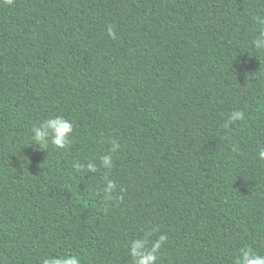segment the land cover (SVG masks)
<instances>
[{"label": "trees", "instance_id": "obj_1", "mask_svg": "<svg viewBox=\"0 0 264 264\" xmlns=\"http://www.w3.org/2000/svg\"><path fill=\"white\" fill-rule=\"evenodd\" d=\"M257 16L264 0H0V264H132L145 233L168 237L157 264L264 255ZM54 115L67 149L29 139Z\"/></svg>", "mask_w": 264, "mask_h": 264}, {"label": "clouds", "instance_id": "obj_2", "mask_svg": "<svg viewBox=\"0 0 264 264\" xmlns=\"http://www.w3.org/2000/svg\"><path fill=\"white\" fill-rule=\"evenodd\" d=\"M11 3L12 0H7ZM260 24L259 34L252 41V47L256 53L264 56V17H256ZM108 36L115 39L116 34L113 27L109 25L107 30ZM246 116L244 110L234 111L228 118V124L225 127H229L234 121H245ZM74 122L69 119L54 115L49 116L39 124H34L31 128V134L29 139L32 144L38 145L39 148L47 149L49 144L55 149H67L72 143V136L74 133ZM111 148L108 154L100 157V166L107 172L114 167V154L118 151L120 144L116 139L110 141ZM233 151H236V146L233 145ZM258 159L264 161V148H261L258 152ZM79 170L85 169L89 172L96 173L98 171L97 164L90 160L86 164H80L76 166ZM106 185L103 187L102 192L106 200L113 199V193L116 191V182L109 178L106 174L104 176ZM155 231V229H153ZM152 233H145L141 238L130 241L128 247L129 255L132 259V264H157L160 259L159 252L162 245L167 241L166 235H159L158 239L151 242L149 246V237ZM42 264H81V258L75 255H60V256H48L42 262ZM233 264H264V255L257 254L250 246L242 247L239 249V254L235 256Z\"/></svg>", "mask_w": 264, "mask_h": 264}]
</instances>
